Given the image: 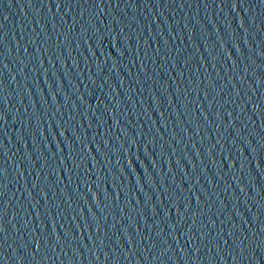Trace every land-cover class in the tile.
Returning <instances> with one entry per match:
<instances>
[{
	"label": "water",
	"instance_id": "obj_1",
	"mask_svg": "<svg viewBox=\"0 0 264 264\" xmlns=\"http://www.w3.org/2000/svg\"><path fill=\"white\" fill-rule=\"evenodd\" d=\"M0 264H264L261 0H0Z\"/></svg>",
	"mask_w": 264,
	"mask_h": 264
},
{
	"label": "snow or ice",
	"instance_id": "obj_2",
	"mask_svg": "<svg viewBox=\"0 0 264 264\" xmlns=\"http://www.w3.org/2000/svg\"><path fill=\"white\" fill-rule=\"evenodd\" d=\"M261 2L264 3V0H261ZM3 230L4 229H3L2 225H0V231H3Z\"/></svg>",
	"mask_w": 264,
	"mask_h": 264
}]
</instances>
